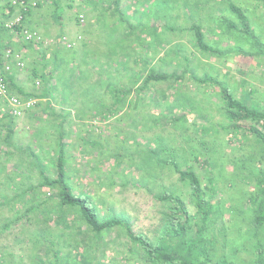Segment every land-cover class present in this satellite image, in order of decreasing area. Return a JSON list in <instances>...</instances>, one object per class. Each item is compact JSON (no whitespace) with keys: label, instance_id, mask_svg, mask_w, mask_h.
<instances>
[{"label":"rangeland","instance_id":"rangeland-1","mask_svg":"<svg viewBox=\"0 0 264 264\" xmlns=\"http://www.w3.org/2000/svg\"><path fill=\"white\" fill-rule=\"evenodd\" d=\"M230 3L243 9L246 24L232 12ZM138 5L145 7L140 9L143 15L147 7L150 8L154 20H133L130 16L133 10H124L129 14L128 17L123 13L124 25L130 32L129 42L139 41L137 49L143 53L149 48L146 61H139L148 73H164L166 78L149 80L143 84L145 87L135 86L133 90L132 83L135 80L143 83L141 80L146 74H139L130 58L128 73H119L124 75L123 80L115 79L114 73L106 72L105 78L101 75L112 85L128 80L124 92L108 89L105 97L100 94V88L85 84L81 94L86 101L94 99L80 107L91 111V120L81 122L88 128L86 134L81 131L82 137L75 132L63 139L68 140L63 147L67 180L74 193L87 194L101 216H118L130 223L134 233L155 236L162 226L161 212L165 203L159 201L158 196L163 192L180 195L188 202L190 212H195L189 202V188L178 179L176 172L190 165L203 186L214 188L212 201L218 207L210 215L207 226L208 235H214L216 241L213 258L225 256L232 264H248L254 258L250 244L255 229L249 222L246 197L253 188L251 171L264 166V145L255 143L251 137L237 141L228 127L230 122L220 99V89L228 88L232 96L247 103L250 109H264V1L151 0L147 3L142 0ZM133 13L138 17V12ZM72 20H75L73 16ZM228 21L235 23L234 27L226 28ZM158 22H161V33H158ZM192 23L208 27L209 31L216 27L220 32L214 35L216 38L211 34L206 36L205 42L212 46L210 54L200 50L186 32ZM145 27H150V39L136 34ZM158 53L160 57H156ZM177 73L181 75L179 78ZM197 78L208 82H199ZM96 98H100V104L96 103ZM83 111L80 109L81 113ZM58 154L49 152L42 169L46 176H54L53 161ZM196 158L206 159L210 169L200 165ZM40 164V161L32 162L37 168ZM27 172L32 173L29 169ZM24 181L35 183L37 180L30 177ZM41 190L48 195V202L57 200L48 186ZM8 191L4 185L0 187V194ZM43 207L55 206L44 204ZM0 208L8 210L0 212V216L6 215L9 219L19 208V202L7 201ZM69 221L68 228L58 227L50 219L46 221L44 230L48 235L43 236V240H53L61 257L53 260L51 250L46 252L43 247L36 254L45 257L44 264H145L139 246L125 236L123 227L97 232L81 223L77 215H70ZM32 226H35L32 222L28 223L29 228ZM255 231L264 249V224ZM19 235L25 243L15 241ZM27 235V231L17 230L1 238L0 244L8 250L29 255L32 245Z\"/></svg>","mask_w":264,"mask_h":264},{"label":"crops","instance_id":"crops-1","mask_svg":"<svg viewBox=\"0 0 264 264\" xmlns=\"http://www.w3.org/2000/svg\"><path fill=\"white\" fill-rule=\"evenodd\" d=\"M9 1L0 0L1 19L6 18L4 9ZM39 1H41L40 5L26 13L24 25L36 31L41 37L40 41L24 44L16 32L6 28L0 29V43L17 49L25 61L23 69L14 67L9 75L11 91L21 97H25L24 94L31 95L36 100L32 108L21 116L15 117L6 112L0 98V106L2 105V109L0 108V164L5 165L9 172H13L14 178L20 182L30 177L39 180L49 152H56L59 143L65 146L68 143V140H63L65 137L75 132L82 137L81 131H85L86 134L88 128L81 122L91 120L89 117L91 111L80 106L89 104L88 101H93L94 97L87 101L83 97L81 91L86 87L85 84L100 88V94L107 97L109 91L106 90L110 89V83L102 78L103 76L105 78L106 72L110 75L114 73L115 79L123 80L124 75L120 74L128 73V62L131 58L132 65L139 70V74H146L139 59L145 62L149 56V48H146V52L143 53L142 50L137 49L139 41L129 42L130 32L124 25L126 20H119L116 12V8L122 11L131 9L138 12L140 18L143 15L140 9L145 8L138 5L142 0H71L57 4L50 0ZM147 3H151V0H147ZM79 12L85 14L86 20L83 23L75 19L74 15ZM71 14L75 20H72ZM126 15L129 17V14L126 13ZM130 16L133 20L138 18L137 14L133 16V11ZM195 26L199 25L192 23L186 29L194 40L193 27ZM157 27H159L158 33H161V22H158ZM148 28L150 27L142 28L136 34L149 37ZM214 28L215 30L209 31L208 27L201 26L204 40H207L206 36L210 34L216 38L214 35L220 32L216 27ZM104 35L109 38H105ZM63 36L74 42V45L67 47L62 43ZM160 56L161 53L156 55V57ZM156 57L152 64L155 63ZM2 61L3 58L0 57V62ZM171 62L174 61L171 60ZM37 81L40 82L39 85L36 84ZM127 82L128 80L117 81L114 82V86L123 89ZM95 101L98 104L101 102L100 98H96ZM80 109L84 110L83 113ZM91 125L89 124L88 127ZM60 137L63 138L62 142ZM41 153L48 155L43 157ZM33 161L42 162L38 167L40 169L32 165ZM31 167L37 171L32 172ZM28 169L32 172L31 174L27 172ZM37 182H25V184L34 185Z\"/></svg>","mask_w":264,"mask_h":264},{"label":"trees","instance_id":"trees-1","mask_svg":"<svg viewBox=\"0 0 264 264\" xmlns=\"http://www.w3.org/2000/svg\"><path fill=\"white\" fill-rule=\"evenodd\" d=\"M50 1L57 4L63 0ZM11 2L12 0H10L5 7L13 9ZM40 4L41 2L37 0L36 5ZM229 6L232 12L237 14L239 21L242 24H246V17L243 13V9L236 6L234 3H230ZM29 11L30 9L27 12ZM27 12L23 13L25 14ZM116 12L118 13V19L124 20V11L116 8ZM79 13H77L76 16L74 15L78 22ZM135 15L136 14L133 13V16ZM101 18H103V16ZM150 19H153V11L150 8H147L142 17L136 18V20ZM226 25V28L234 27L235 23L232 24V22L228 21ZM17 28L18 27H16V29ZM193 29L198 48L210 54L212 46L205 42L201 26H195ZM27 43L30 42H24V44ZM5 47L11 46L0 43V49ZM21 59L23 60L22 56ZM145 73V77L141 80L143 83L138 84V80L132 83L134 84L132 86L133 90H135V85L145 87V85L142 84L145 82L148 83L149 80H163L166 78L164 73L151 74L153 72L148 73L146 70ZM177 76L179 78L181 75L177 73ZM196 80L202 83L208 82L205 79L197 78ZM39 84L40 82H38L37 85ZM109 87L110 89L124 90V88H116L112 83L109 84ZM9 92L17 95L11 91V88ZM23 96L25 97H19L33 98L31 95L24 94ZM122 97H125V95L123 94ZM220 99L224 103L226 116L230 122L228 127L230 131L234 133L237 141L251 137L254 139L255 143L264 145V109H250L245 101L246 104L232 96L228 88L220 89ZM3 103L5 105L4 101ZM59 139L60 142H62L63 138L60 137ZM91 142L93 143V141ZM60 144L61 143L58 145V150H56L59 154L55 158V162L53 161L55 169L54 176H46L44 170H42L41 177L34 185L25 184L24 180L20 182L15 179V174L9 172L5 168V165L0 164V187L4 185L5 189L10 190V194H0V207L7 204V201H10V203L19 202V208L15 209L16 213L12 218L9 216L8 219L6 215L0 216V239L5 238L9 234H13L17 230L21 232L27 231V241L31 242L33 249H30L31 253L27 255L25 252L8 250L4 244H0V264H44L45 257L40 253L39 255L36 254L37 250L42 251L43 247L46 248V252H48L47 249L51 250L50 255L53 260H58L61 256L56 252L55 242L53 240H43V236L46 237V235H48L47 232H45L46 230H44L47 227L46 221L50 219L55 222L58 227L68 228L71 226L69 221L70 215L79 216L81 223L97 232L109 229L112 230L115 227H123L126 231L125 236H128L132 243H136L139 246L141 260L145 264H232V261L225 256L217 259H214L212 256V253L215 251L216 241L214 235H208L207 226L212 218L210 215L215 211L216 207H218L217 204L212 201V197L215 195L214 188L212 185L209 186L205 184L203 186L199 175L190 165L186 166L184 169H176V172L178 173V179L184 182L189 188V202L195 208L194 214L190 212L188 202L186 203L180 195L163 192L158 196V200L165 203L164 209L161 212L160 221L162 226L160 232L155 236H148L144 233H134L130 223L123 218L118 216H101L99 209L92 200L86 196L87 194H77L73 192L72 186L67 180L64 167V146ZM196 161L206 169H210L206 159L200 160L196 158ZM251 176L253 179V188L247 194L246 201L250 211L249 222L256 230L264 224V166L258 169L255 168L253 172L251 171ZM209 181L210 183L212 182L211 178H209ZM44 186H48V189H52L55 192L57 200L48 202V195L41 190ZM44 204H50V206L54 205L55 207L51 209H46L45 207L41 208ZM21 208L22 211L19 210ZM37 209L43 210L34 212V210ZM7 211V209L2 211L0 208V212L2 213ZM2 213H0V215H2ZM30 222L35 226L29 228L28 223ZM12 224H15V226H12ZM255 230L252 233L255 238L252 237L254 240L250 244L253 248L254 258H252L248 264H264V249L260 241L256 238ZM243 231L246 232V228H244ZM243 239L246 238L243 237ZM15 241L25 243L24 238L20 235L15 237ZM21 250L25 251L24 248H21Z\"/></svg>","mask_w":264,"mask_h":264},{"label":"built area","instance_id":"built-area-1","mask_svg":"<svg viewBox=\"0 0 264 264\" xmlns=\"http://www.w3.org/2000/svg\"><path fill=\"white\" fill-rule=\"evenodd\" d=\"M11 3L13 9H4V15L6 18H0V29L4 27L16 32L23 42L40 41L41 37L36 31L30 30L23 25L24 16L26 14L23 12H27L30 8L35 7L36 1L12 0ZM78 17L79 23H83L85 18L84 14L79 13ZM16 27L18 28L16 29ZM61 42L67 47H72L74 45V42L68 40L65 36L61 38ZM0 57L3 58V61L0 62V98L5 102L6 109L9 114L12 116H21L26 110L33 107L36 100L35 98H21L17 95L11 94V92H9V75L14 67L22 69L24 68L25 63L21 59L20 52L11 47L0 49ZM36 83L38 84V82Z\"/></svg>","mask_w":264,"mask_h":264},{"label":"clouds","instance_id":"clouds-1","mask_svg":"<svg viewBox=\"0 0 264 264\" xmlns=\"http://www.w3.org/2000/svg\"><path fill=\"white\" fill-rule=\"evenodd\" d=\"M29 1V0H28ZM64 2H69V1H65V0H63ZM71 1V0H70ZM41 2V1H40ZM37 6V5H36ZM35 6V7H36ZM34 8V7H33ZM32 8H30V10H31ZM80 13H83V12H80ZM84 14V13H83ZM26 15V14H25ZM84 17H85V14H84ZM24 18H25V16H24ZM84 20H85V18H84ZM23 25H24V20H23ZM25 26V25H24ZM26 27V26H25ZM4 28V27H3ZM28 28V27H27ZM2 29V28H1ZM29 29V28H28ZM9 30V29H8ZM31 30V29H30ZM11 31V30H10ZM31 42H34V41H31ZM11 48H13V47H11ZM14 49V48H13ZM16 51H18L17 49H15ZM19 52V51H18ZM25 67V66H24ZM23 69V68H22ZM5 110H6V112H7V109H6V104H5ZM8 113V112H7ZM11 115V114H10ZM15 117H19V116H15Z\"/></svg>","mask_w":264,"mask_h":264}]
</instances>
